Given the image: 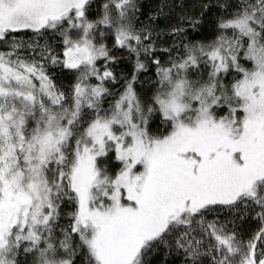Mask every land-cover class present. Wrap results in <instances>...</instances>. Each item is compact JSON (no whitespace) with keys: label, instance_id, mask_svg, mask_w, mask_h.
I'll use <instances>...</instances> for the list:
<instances>
[{"label":"snow or ice","instance_id":"obj_1","mask_svg":"<svg viewBox=\"0 0 264 264\" xmlns=\"http://www.w3.org/2000/svg\"><path fill=\"white\" fill-rule=\"evenodd\" d=\"M0 264H264V0H0Z\"/></svg>","mask_w":264,"mask_h":264}]
</instances>
